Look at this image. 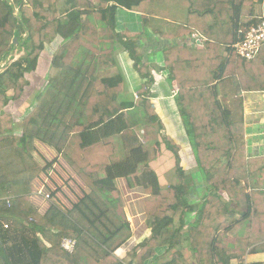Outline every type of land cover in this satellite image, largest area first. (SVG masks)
<instances>
[{"label":"trees","instance_id":"1","mask_svg":"<svg viewBox=\"0 0 264 264\" xmlns=\"http://www.w3.org/2000/svg\"><path fill=\"white\" fill-rule=\"evenodd\" d=\"M232 1L234 6L229 8ZM242 3L0 0V220L16 217L21 222L12 227L33 235L32 241L22 239L21 245L14 247V256L4 247L0 234V264H17L16 260L18 264H123L114 252L128 241L131 230L124 213L125 200L115 186L119 178L125 179L129 188L142 187L150 197L145 214L152 236L135 250V264L151 258L156 247L172 252L174 260L169 264H187L184 244L199 264H229L231 252L223 242H231V236L239 233L245 236L244 250L251 245L254 229L264 230V158L246 157L241 101H235L236 108L230 107L221 96L224 82L235 96L255 90V82H264L254 76L261 63L260 53L246 61L232 50L249 28L239 24ZM118 9L140 13L145 35L148 29V37L170 42L165 50L167 81L176 86L175 103L185 123L196 174L185 172L179 147L162 134L163 124L150 102L151 59L142 52L138 34L117 32ZM57 39L60 44L50 64L57 73L36 95L22 119V137L17 138L11 135L13 119L4 108L22 97L45 45ZM119 49L126 50L140 77L148 80L134 105L120 99L123 77L119 72L98 76L104 69L117 67L115 53ZM15 51L24 55L13 60ZM49 87L83 105L59 152L65 163L74 166L77 173L66 163L89 192L82 191L66 213L54 204L41 214L26 194L35 191L34 179L47 168L30 156L36 140L30 131L39 121V106ZM128 129L141 141L130 159L117 147L120 133ZM161 143L175 159L176 182L164 190L148 166ZM5 155L14 157L16 169L4 170L9 168L2 162ZM196 187L202 191L201 203L192 206L188 198ZM189 217L192 221L186 224ZM63 238L76 241L72 254L60 248ZM261 248L264 242L256 250Z\"/></svg>","mask_w":264,"mask_h":264},{"label":"crops","instance_id":"2","mask_svg":"<svg viewBox=\"0 0 264 264\" xmlns=\"http://www.w3.org/2000/svg\"><path fill=\"white\" fill-rule=\"evenodd\" d=\"M242 1L243 3L241 4V8L238 10L240 13L239 24L250 28L252 25H256L261 18H264V0ZM233 6L234 2L232 1L229 3V8H232ZM116 21L117 32L122 33L127 30L131 33L138 34L139 42L143 48L142 52L147 58L151 59L149 67L152 69L153 81L148 86L150 90V102L152 104V108L159 116L163 124L164 129L162 134L166 135L179 147L181 164L184 167L185 172L188 174H196L195 158L190 140L186 134L185 123L183 118L180 116L175 103L176 86L170 85L167 81L169 77V69L165 65V50L168 49L170 42L168 43V41L159 39L152 34L151 37H148V33L151 32L148 29L147 35H145L140 13L118 9ZM124 41L125 39L123 38V42ZM197 43L200 44V41L197 40ZM258 58L261 60V63H258L255 68L254 76L257 74L259 78L262 77L264 79V48L261 50ZM115 60L117 67L114 68V71L115 73L119 72L123 77V87L120 93V99L122 103L134 105L137 100L135 96L139 94L142 88H145L148 80L140 77L126 50L119 49L117 53H115ZM46 61H48L46 58H39L36 71L43 66L41 65V62L44 63ZM48 71L49 68L47 69V72ZM163 73L166 74L165 79L160 77ZM113 75L114 74H110L109 76L103 77H111ZM35 76L37 75L35 74ZM262 85L264 86V82H255V90L241 92L239 95L235 96L234 92L230 90V86L227 82L221 84L222 101L226 105L236 108V102L238 103L241 101L242 120L245 128L244 141L246 144V157L248 159L264 158V88L260 89ZM28 90L29 89H26L24 91L19 100L10 101L4 108V111L11 114L13 119V127L15 130L13 133L11 132V135L16 136L17 138L22 137V119L28 111L31 110L34 103L23 108L21 114H15L14 111L8 112V110L13 104L19 103L25 94L27 95ZM34 96L35 95H33V97ZM39 108V121L30 131V135L34 136L36 139L34 141L35 149L30 156L37 165H43L42 159L37 153V147L38 149H46L52 156L54 153L53 150H55L56 153L60 151L63 148L68 136L71 134L73 125L79 119L83 105L79 101L64 94L62 91L49 87L44 95L43 101L40 103ZM65 119H70L72 123L70 131L64 130V127L66 128V125L63 126ZM42 123L43 126H40ZM9 133L10 132L5 134ZM119 138L120 140L117 142V147H122L125 158L130 159L132 153L136 151L141 144L140 138L132 129L122 131ZM83 139L87 140V137H84ZM36 143H38L40 147ZM49 147L53 150L49 149ZM0 151H3L2 147H0ZM10 156L11 157L5 155V158H3L4 160L2 162L9 167L4 169L5 171L17 168L14 157L12 155ZM25 161L27 162L28 158ZM148 166L155 173L160 189L164 190L175 184V159L173 154L167 150L163 143H161V146L157 150L155 159L151 161ZM90 174H87V176H90ZM41 176L42 172L38 174V177ZM93 176L94 175H91V178ZM35 181L36 179H34L33 182L35 183ZM59 183L60 188L53 196L52 205L56 204L54 207L59 212L66 213L72 207L68 205L69 200H71V196L66 192V188L63 186V183L61 181ZM115 186L122 193L125 200L124 213L126 221L128 224L132 221V225H129L131 237L126 243L115 250L114 256L123 264H135V259H133L135 250L146 243L152 236V231L146 224L145 214L146 202L150 197L147 193H145L142 187H127L126 181L123 178L115 180ZM197 189L198 188L196 187L194 189V193H191L188 198L189 204L192 206L201 203L200 200L202 196L200 194L202 191L200 188L199 190ZM82 190L86 193L89 192V190L85 187ZM198 191H200L199 194ZM32 193L33 192L26 194L29 197V201ZM131 194L132 196H130ZM4 199L8 200V198ZM192 218L193 217L187 218L185 223H190ZM18 220L19 219L16 217H10L8 220H0V234L3 235L4 247H6L8 252H12L14 256L16 254V252H14V247L16 248V246H20L22 239L29 242L33 240V235L29 230H15L12 227L13 223L21 222ZM5 224L8 226L7 228H4ZM262 231L264 230L259 229L257 232V230L254 229L251 234L253 235V238L250 237L251 245L245 250V236H240L239 233L235 236H231V242H229V240L223 242L222 245L231 252L229 264L264 263V248L256 250L258 245L264 242V232ZM229 235L230 234H228V236ZM254 241L255 243L252 244ZM241 242L243 244H241ZM182 248L183 258L187 264H199L192 260V254L187 244H184ZM218 251L221 252V250ZM173 260L172 252L166 250L165 247H156L153 256L146 260L143 264H169L172 263ZM16 262L18 264V260H16ZM25 263L26 261L22 262V264ZM200 264H203V262ZM207 264L210 263L207 262Z\"/></svg>","mask_w":264,"mask_h":264},{"label":"rangeland","instance_id":"3","mask_svg":"<svg viewBox=\"0 0 264 264\" xmlns=\"http://www.w3.org/2000/svg\"><path fill=\"white\" fill-rule=\"evenodd\" d=\"M61 4L62 3H59L60 7H61ZM59 44H60V40L57 39L56 41H54L48 45H45L46 52L44 49V51L40 55V58L41 57L46 58L48 61H46L44 63L41 62V65H43V66H41L40 69H38V71L34 72V74H31L28 76V80L30 82V85L26 88V89H29L27 92V95L25 94V96L23 97V99L19 103L13 104L10 107V109L8 110V112L14 111L15 114H17V113L21 114L23 108L28 107L29 105L34 103L36 95L46 86L48 79L53 77L57 73V71L55 69H53L50 66V64H51V60L53 58L54 52L57 49ZM23 55H24L23 52L15 51L13 53V57H14L13 60H17L18 58H20ZM48 68H49V71L47 72ZM35 74L37 76H35ZM110 74H116L113 68L104 69V70L100 71L98 76L103 77V76H109ZM163 79H165V78H163ZM33 95H35V96L33 97ZM42 101H43V99H42ZM71 124L72 123H71L70 119H65L63 122V126L66 125V128L64 127V130L65 131L68 130L67 128L69 126L71 127ZM36 144L40 147V145L38 143H36ZM49 149H51V148L49 147ZM37 150H38L37 153L39 154V157H41L42 162H43V165L40 164L42 166L47 165V168H50L52 166L53 162L58 160L54 157L55 159L53 161H49L52 158H50V156H48L50 154V152H48L46 149L45 150L42 148L38 149V147H37ZM51 150H53V149H51ZM53 151H54L53 156H57L58 158L62 159L63 162L61 161V163L56 162L53 164L54 167L52 168V170L54 172H52V177L50 178L51 185L53 187L59 189L60 188L59 182L61 181L63 183V186H65V188H66V192L71 196V200H69L68 205L72 206L74 203H76L78 201L80 196H82L81 192L83 191L82 189L85 186L82 183V181L73 173V171L75 173H77L74 166L71 163L66 162L70 166V168L73 170V171H71V169L67 166V164L65 163V161L61 157V153L59 151L57 153L55 152V150H53ZM73 201H74V203H73Z\"/></svg>","mask_w":264,"mask_h":264},{"label":"built area","instance_id":"4","mask_svg":"<svg viewBox=\"0 0 264 264\" xmlns=\"http://www.w3.org/2000/svg\"><path fill=\"white\" fill-rule=\"evenodd\" d=\"M12 2V0H10ZM264 47V18H261L260 21L256 25H252L250 28L246 30L242 38L237 41L233 46L232 50L234 54L243 60L250 61L257 57L260 53L261 49ZM161 78H165L166 74H162ZM137 98V96H135ZM69 131L71 127L67 128ZM49 161H53L55 158L58 159L54 161V163H61L62 159L57 156H52L49 154ZM55 157V158H54ZM63 162V161H62ZM46 168L45 172L42 173V176L39 177L35 182V191L30 195V200L32 204H34L38 212L44 214L50 206H52L53 196L58 192V189L53 187L50 182V178L52 177V168ZM132 196V194L130 195ZM56 205V204H55ZM129 225H132V221L129 222ZM8 226L5 224L4 228ZM76 247V241L71 238H63L60 242V248L66 252L67 254H72Z\"/></svg>","mask_w":264,"mask_h":264}]
</instances>
